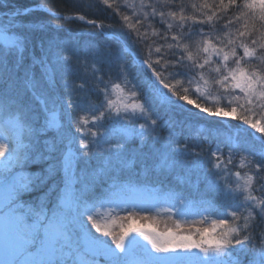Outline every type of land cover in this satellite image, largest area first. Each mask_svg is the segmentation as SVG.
Wrapping results in <instances>:
<instances>
[{
	"label": "snow or ice",
	"instance_id": "1",
	"mask_svg": "<svg viewBox=\"0 0 264 264\" xmlns=\"http://www.w3.org/2000/svg\"><path fill=\"white\" fill-rule=\"evenodd\" d=\"M0 3L7 8L4 0ZM164 6L146 5L151 18L161 20L166 13L157 12V7ZM233 7L240 9L239 0H219L218 8L215 0H204L201 6L213 15ZM242 7L236 21L245 22L235 36L225 32L223 41L214 37L213 15L193 26L181 14L183 34L161 33L159 47L137 29V24L144 27L143 13L136 16V23L124 15L127 37L142 65L140 75L134 76L142 103L134 100L131 104L108 99L113 89L105 80L110 75L105 67L120 69L122 63L121 71L137 72L123 45L113 49L89 43L85 50L77 40L63 35L61 25L53 23L62 18L57 14L48 21L20 22L19 17L35 8L0 16V116L6 118L0 135V264H264V232L255 233L256 222H264V127L252 117V113L264 114V65L253 64L258 59L256 45L264 52V43L252 39L254 23L249 27L250 22L259 21L264 28V0H244ZM114 11L119 13L120 7ZM170 15L175 18L177 12ZM91 27L95 30L97 26L92 22ZM193 27L195 32L190 30ZM20 28L28 33L23 40L9 35ZM100 29L99 35L111 33L113 40H119L115 30L104 25ZM32 33H39L38 46L30 53L31 64L24 67L23 52ZM193 35H199L198 42H193ZM245 38L253 47L244 43ZM153 48L156 60H152ZM241 48L242 54L238 52ZM14 49L21 51L13 60ZM89 60L101 69L92 74L91 81L76 85L69 77ZM213 64L211 83L231 97L228 107L209 108L192 98L203 97L209 84L205 72ZM36 67L38 74L33 71ZM192 85L195 90L190 95ZM114 90L121 91L120 85ZM93 96L98 103L91 100ZM145 107L157 118L149 120L147 128L121 127L130 123L131 112L144 113ZM197 113L239 121L238 142L218 145L215 151L209 148L207 158L204 149L195 152L187 145L175 147L172 129ZM157 121L169 127V136L162 141L147 137L148 128L160 126ZM85 124L91 125L87 136L83 134ZM245 132L251 142L241 137ZM257 132L262 135L257 137ZM130 136L138 137L140 143L131 147ZM241 152L252 158L250 174L232 171ZM192 166L201 170L207 192L191 203L173 201L168 211L221 218L212 219L209 227L187 230L177 221L175 228L161 231L147 215L149 205L137 199L143 189L157 190L141 183L140 177L147 181L154 171L167 176ZM233 174L243 182L237 185L240 191L229 182ZM103 207H108L107 214L99 211ZM137 208L145 214L137 213Z\"/></svg>",
	"mask_w": 264,
	"mask_h": 264
},
{
	"label": "rangeland",
	"instance_id": "2",
	"mask_svg": "<svg viewBox=\"0 0 264 264\" xmlns=\"http://www.w3.org/2000/svg\"><path fill=\"white\" fill-rule=\"evenodd\" d=\"M81 1H83V0H81ZM85 1L89 5L88 8L90 10L94 11V13H95V11H97L96 9L99 10L100 17L102 18L101 23L99 22V26L104 25L106 28H111L113 30L119 28L120 30L122 29L124 31H128L126 24L123 22V16L124 15L129 16L130 17L129 22L136 23V16L143 13V22H145L147 24V27H148L147 31H145V33L148 34V38L152 37V36L156 37V34L160 35L161 33H164L165 35H168V36L179 35L178 32L180 34L181 33L183 34L184 26L181 25V22L179 21V15H181V14L189 17L187 24L193 25V26H195L199 22L205 20L206 15H213V13L211 12L210 9H203L202 10L201 6L203 5L204 0H190V1L170 0V3L173 2L176 6L174 8V11L177 12V16L175 18L170 15V13L172 12L171 10H173L172 7H169V9H166V7H157V12L163 11L161 9H164L166 16L163 20H161V23H163L165 25V27H167V28H169L168 25H171L173 28H176V31H175V33L173 31L169 32L166 30H164V32H160V30L155 29L153 26V22L157 21L159 17L157 16V18H151L150 9L147 8L146 5H148L149 3L153 4L154 6L157 5V3L162 5L165 3L166 0H108L107 4L104 3V0H85ZM208 2L212 3L213 0H208ZM225 2H227V0H225ZM240 3L243 6L244 1H240ZM125 4H127V7H124ZM215 4L218 8L219 0H215ZM180 5H183L182 10H181ZM41 6L42 5H38L36 7L41 8ZM117 6L120 7L119 13H116L114 11V9ZM33 7H35V6L30 5L29 8H33ZM101 8H103V9H101ZM19 9H25V8H18L16 6H14V8H9V9L0 8V16H2V14L4 12H9L11 14V13L16 12ZM124 9H125V11H123ZM73 14L68 13L65 16L69 18ZM224 16H226L227 19H224L225 21H222V24L219 25V21H220L221 16H220V12L217 11V13L215 15H213V20L210 22L214 26V31L212 32V35L214 37H218L221 41L226 39L225 32L231 33L233 36H235L237 29L243 30L242 27L236 28L235 30H233L234 24L229 26V21H231L232 15L226 14V12H225ZM66 17H64V18H66ZM24 18H25V16L19 17L20 22H27L24 20ZM32 18L33 17H31L30 19H32ZM31 21H34V20H31ZM53 23H55V22H53ZM122 24L124 25L123 28L121 27ZM172 27H171V30H173ZM21 30H22V28H20L18 31H16L14 33L19 34ZM88 30L91 31V29H88ZM190 30L195 32L196 29H195V27H193ZM0 31H3L2 27H0ZM80 31L85 33V30H80ZM204 31H208V29L205 28ZM167 32H169V33H167ZM14 33L10 32L9 35H13ZM262 34H264V28H261V25H260L259 28H257L256 34L252 37V39L257 40L259 43H264V41H260V36ZM197 36H198V39H197V42H198L200 37H199V35H197ZM244 43L248 44L249 47H253V45L251 44V42L247 38H245ZM118 44L124 46V44L120 43L119 41H117L116 43H112L109 41V45L107 48L115 49L118 46ZM129 46H130L131 50L132 49L134 50L133 46L130 43H129ZM225 50H227V49H225ZM193 51H195L194 48H193ZM18 52L20 53V49H18ZM238 52L240 54H242L243 49L242 48L238 49ZM126 53H128L133 58L132 52L128 51ZM134 54L136 55L137 58H139L137 56L136 51ZM13 55H15V51L13 52ZM256 55H257L258 59L253 61V64H255L257 66L264 65V52H262L260 50L259 44L256 45ZM213 59H215V57H213ZM201 62H203V61L201 60ZM133 63L137 69L142 68L141 65L139 66L136 63V61H134V59H133ZM215 66L216 65L213 64L211 66V69H209V71L205 72L204 79L208 80L209 84L207 85L206 90H204L203 97H200L199 94H197L196 96H192V98L197 99L198 102H202V103L206 104L209 108H213V107L215 108L217 105H219L221 107H228L229 106L228 101L231 99V97L226 95V94H223L224 90L219 88L218 85H213L211 83V81H212V74L211 73L214 70ZM82 67H83V71H82L83 76L78 78L81 80H78L74 76H72V78H71L72 80H74L76 85L84 83L85 79H83V78L88 77V79L91 81L92 74L98 73L99 70L101 69L100 64H97L91 60L83 63ZM121 68H123L122 63L120 64V69ZM120 69H118L116 66H113L110 69L108 67L104 68V71L110 72V75L105 77V80H106V82H109L110 89H113L111 91V94L108 97V99L116 100L119 98L124 103H128V104L133 103L134 100L137 103H142V101L137 99V96L134 98L133 93L131 92V88L128 89L127 85L124 83L127 80V78L129 77L130 71L127 69H124L123 71H121ZM75 74H76V71L74 72L73 75H75ZM76 81L78 83H76ZM134 82H136L135 78H134ZM199 83L203 89L204 88L203 80H200ZM116 84L120 85L121 91L114 90ZM185 87H189V86L185 85ZM194 90H195V85H192L190 88V95H191V92H194ZM237 94H239L238 90H237ZM99 99L103 100L104 98L100 97ZM98 102H99V100L96 101L95 103H98ZM121 111L123 112L124 109L121 108ZM129 111L131 112V110H129ZM88 115L89 114H87V115L84 114L82 116H88ZM235 115H238V113L234 114V116ZM252 117L258 125L264 127V114L252 113ZM128 119H129L130 123H122L121 127H130L131 125H135L136 129L139 131L141 125H145L146 128L148 127L147 122L149 120H151V116H150V114H148L146 108H145L144 113H141L140 110L137 109L135 112H131ZM5 120H6L5 117L0 118V135L3 134V131L5 129ZM227 120H228V118L225 119V122H227V124H228L227 127L234 130L235 133L227 130L225 127H224V130L227 132V134H229V137L233 139V142L234 141L237 142L238 141L237 133L239 131L240 126L235 127V129H233L234 123L233 122L231 123L230 121L237 122L236 124H238L239 121L232 119V118H229L230 121H227ZM81 123H83V121H81ZM90 128H91L90 124L84 125V133L83 134L85 136L88 135V131ZM198 129L201 131H205V132L207 130H211V132H215V128L210 127L207 124V122H200ZM91 130L93 132H96V131L102 132L103 131V129L98 130L96 128H92ZM253 131L255 132V130H253ZM147 134L149 137H151L153 135H155L154 137H156L155 130H153L152 128H148ZM246 134H247L246 132L241 133V137L244 139H247ZM259 135H262V134L257 132L256 136L258 137ZM134 137L135 136H130L127 139H132ZM93 139H95V137H93ZM177 147H181V146H177ZM248 162L249 161L245 160L246 165H250V164H248ZM95 163L98 164L99 161H96ZM192 168H196V166H192ZM195 171L198 172L199 176L203 178V174H202L201 170L196 168ZM232 171H233V173H235L238 170L232 169ZM239 172H241V175H245L246 173L250 174V170L247 168H246L245 172L243 170H240ZM229 182L232 183L233 187L236 188L237 191H240V188L237 187V185H240L243 182L240 181L238 177H236L233 174V176L231 177V180ZM147 186L149 188L156 189L158 193L151 190V189H143L137 194V199L140 203L145 204V205H149V211H148L147 215L155 222V226L158 227L159 230H161V231L165 230L166 228H175L177 221L180 222L182 230H187V229L192 228V227H209L211 220L216 219L213 216H209L207 219L201 217L200 215L184 216V215L179 214L176 211H173L170 213L168 211V209L173 206V201L184 200L186 203H191L193 201L194 197H188L187 198L178 192H175V191L167 189V188L165 189L159 185L154 186L153 184L147 183ZM253 194L257 195V193H253ZM99 211L107 214L109 209H108V207H103V208H100ZM135 211L137 213H139L140 215L145 214L144 212L141 211L140 208H137ZM116 214L117 213H115V212L112 213L113 216H115ZM118 214L121 216L125 215V213H122V212H119ZM250 223H251V221H250ZM259 223H260L259 221L256 222L255 233L257 232V230H259V227H258ZM193 251L198 252L199 250H193Z\"/></svg>",
	"mask_w": 264,
	"mask_h": 264
},
{
	"label": "trees",
	"instance_id": "3",
	"mask_svg": "<svg viewBox=\"0 0 264 264\" xmlns=\"http://www.w3.org/2000/svg\"><path fill=\"white\" fill-rule=\"evenodd\" d=\"M185 1H190V0H185ZM240 1H244V0H240ZM240 1H239V4L241 6L240 9L233 7L231 11H226V14L232 15L231 22H232V25L234 24L233 30H235L236 28L242 27L243 23L245 22L244 20H240L239 22L236 21V17H238L240 15V12L243 11V7ZM4 2L7 3V8L3 7L2 3H0V8L9 9V8H14V6L18 8H28L30 7V5H33V4H40V5L44 4V6L47 9L51 11L53 10L54 12L65 13V14L79 13V14L85 15L89 19H94V20L96 19V20H99L100 22L102 20V18L100 17V14H98L97 11H95L94 13V11L88 8L89 5L85 0L83 1L81 0H4ZM162 5H165L164 7H166V9H169V7H172L173 8V10H171L172 12L174 11V8L176 7L173 2L170 3V0H166L165 3ZM161 10L164 11V9H161ZM123 11H125V9ZM224 14L225 13H220L221 17H220L219 25L222 24V21H225L224 19H222V17H224ZM31 17L33 18L30 19ZM47 19L52 20L53 13L51 14L50 12H47L42 9L41 10L36 9L32 11L28 16H25L24 18L25 21H31V20L48 21ZM53 22H55L54 24L61 25L63 35L72 37L73 39L77 40L81 46L85 47V50H86V46L89 43L94 44L98 47H102V48H107L109 45V41L112 43H116V41L113 40L109 36L99 35L100 31L97 28L95 29V31H92L93 29L90 25H88L87 23L77 18L68 20L62 17L61 19L53 20ZM253 23L257 31V28H259L261 24H259L260 23L259 21L250 22L249 23L250 28L253 26ZM143 25H144L143 28L140 27V24L136 25L141 35H144L145 31H147L148 29L147 24L145 22H143ZM153 26L155 29L160 30V32H164V30H166L169 32L173 31L175 33L176 31V28L172 27L173 30H171V28L165 27V25L161 23V19L159 18L157 21L153 22ZM88 29H91V31H89ZM80 30H85V33L81 32ZM114 30L115 32H118L125 39V41L132 44L131 39L127 37L126 31L122 29L120 30L119 28L114 29ZM21 32L22 33H19V34H23V35L28 34L24 28H22ZM94 32L96 33L95 35H93ZM178 34L181 35L182 33L180 34L178 32ZM38 35L39 33L29 34L31 43L27 45V50L23 52L24 67H28L32 62L30 53L33 50L37 49L38 40L36 39V36ZM147 37H148V34H147ZM148 39L155 42V47H159L160 35L156 34V37L152 36V37H149ZM197 39H198V36L193 35V42H197ZM185 42L188 43V41H185ZM2 46H3V43L0 41V47ZM132 46L133 48L135 47L133 44ZM14 51H15V55H13L12 57L13 60L15 59L16 55L20 54L18 52V49H14L13 52ZM156 59H158V57L155 55V48H153L152 60H156ZM82 66L77 68L75 70L76 74L73 75L77 79L83 76ZM33 71H35L38 74L39 68L36 67L35 69H33ZM21 75H23V69L21 70ZM139 75H140V72H139V69H137V72L135 74L130 73L129 77L124 82L127 85L128 89L131 88L132 93H136L137 99L139 95V90L135 86L136 82H134V76L138 77ZM71 78L72 76L69 77V79ZM83 79H88V77L83 78ZM78 80H81V79H78ZM76 83L78 82L76 81ZM101 87H103V85H101ZM96 99L97 98H95V96L91 97V100L94 103L98 101ZM145 108L148 114H150L151 120L157 119L155 116L151 114V112L147 109V107ZM84 114L87 115L88 113H80L79 115L82 116ZM0 118H3V116H0ZM199 122H207V124L210 127L215 128V132H211V130H207L206 132L199 130L198 129V124H200ZM157 124L160 125V121H157ZM224 127L227 130L235 133L234 130H232L231 128H228L227 125L221 120H219L218 118L217 119L213 117L209 118V116L207 115L201 117L197 113V115L189 117L184 122V124L179 125L172 129V132L174 133V136H173L174 146L184 147L185 145H187L191 150L195 152H200L201 149H204L203 155L206 158L207 150L209 148H211L212 151H215L218 145L223 146V144L236 143V141L233 142V139L229 137V134H227V132L224 130ZM25 133H27V126H25ZM155 134L157 135V139H155V141H162L169 136V127L167 125H160L159 127H156ZM147 137L152 139V137H149L148 134H147ZM246 138L249 140V142H251V137L248 136V134H246ZM128 141L131 147H135V145L140 143V140L138 137L128 139ZM113 143H115V141H113ZM224 150L225 152H227V149H224ZM188 159L190 160L195 159V157H190V158L188 157ZM251 159H252L251 156L247 152H241L240 156L237 157L234 161L235 168H233V170H238V171L243 170L244 172L246 171V168L250 170V165H246L245 160L249 161L248 164H251ZM149 164L152 165L153 167L155 166V162L153 161H149ZM195 169L196 168H191V170L177 169L175 171H172L171 174L167 176H161L158 174V171H154L147 178V181H145V178L143 176L140 177V181L142 183H150V184H153L154 186L159 185L165 189L167 188V189L173 190L175 192H178L184 195L187 198L196 197L197 195H204L207 192V189L201 183L203 178L199 176V173L196 172ZM27 171H32V169L29 168ZM198 188L200 189L199 193L197 192ZM24 198L30 199L31 197L25 196ZM212 216L216 219L221 218L216 215H212ZM258 227H259V230H257L256 234L264 232V222H260L258 224Z\"/></svg>",
	"mask_w": 264,
	"mask_h": 264
},
{
	"label": "bare ground",
	"instance_id": "4",
	"mask_svg": "<svg viewBox=\"0 0 264 264\" xmlns=\"http://www.w3.org/2000/svg\"><path fill=\"white\" fill-rule=\"evenodd\" d=\"M101 9H103V8H101ZM97 10V12H98V14H99V10L98 9H96ZM107 10V9H106ZM108 11V10H107Z\"/></svg>",
	"mask_w": 264,
	"mask_h": 264
}]
</instances>
